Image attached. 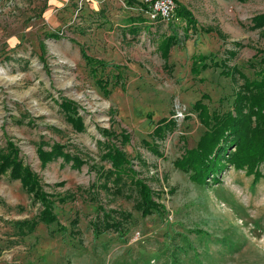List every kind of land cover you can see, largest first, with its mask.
<instances>
[{
    "label": "rangeland",
    "instance_id": "obj_1",
    "mask_svg": "<svg viewBox=\"0 0 264 264\" xmlns=\"http://www.w3.org/2000/svg\"><path fill=\"white\" fill-rule=\"evenodd\" d=\"M135 1L0 0V159L16 151L36 182L26 187L0 164V264H264V177L222 159L196 182L174 164L254 78L264 23L249 20L264 0H171L186 12L175 23L150 19ZM134 24L145 29L129 33ZM170 34L164 63L157 44ZM201 96L202 119L189 109ZM160 120L174 125L152 137ZM54 144L81 164L41 162L37 148ZM112 148L157 213L140 216L127 178L112 181L102 159ZM35 189L53 205L51 223L39 220ZM98 208L125 232L94 233Z\"/></svg>",
    "mask_w": 264,
    "mask_h": 264
},
{
    "label": "trees",
    "instance_id": "obj_2",
    "mask_svg": "<svg viewBox=\"0 0 264 264\" xmlns=\"http://www.w3.org/2000/svg\"><path fill=\"white\" fill-rule=\"evenodd\" d=\"M235 1L243 2L245 0ZM129 2L132 4H139V2L135 0H128V3ZM174 15L176 18L180 16L183 17L186 16V12L184 10L179 12L176 9ZM263 23L264 13L253 16L249 20V28H259ZM140 29H145V27H140V24H134V26L128 29V32L137 33ZM175 42V37L170 34L163 36L157 44L159 56L164 63L167 59L169 48L174 45ZM234 45L239 44L234 42ZM229 54L234 56L233 52ZM200 58L202 61L204 60V57ZM197 59H199V57ZM253 60L254 62H250L248 66L252 69L256 67L255 71H253L254 78L251 80H243L241 91L239 92L238 90L232 100L233 109L223 113L212 111L210 117H208L210 120L207 129L199 138L196 147L186 151L184 156L174 163L175 166L182 171H189L190 178L196 182H202V179H204L208 173L219 172L224 166L221 163L223 161L222 159L226 160L235 169L245 168L246 173L252 174L254 179L264 177V58L255 55ZM213 65L216 64L213 62ZM202 98H204V96H201L199 100H196L189 107L190 111L201 119L206 116V110L201 104ZM59 108L71 127L80 131L82 128L80 117L77 116V113L71 107L70 103L62 101L59 104ZM161 121L162 120H160V122ZM160 124H158V126L160 125L159 127L153 128L151 133L152 137L158 136L160 132L162 133L174 125L171 120H163ZM48 147L47 149L37 148L38 157L41 162L61 158L63 161H71L74 167L81 164L78 158L64 153L62 151V146L54 144ZM229 147L230 149H234L233 152L231 154H229V152L227 156L223 158V152ZM10 156L11 158L3 157L0 159V164L3 165L1 171L8 170L11 179H18L21 184L26 187L35 185L36 182L32 174L28 172L26 167L23 168L18 163L16 151L11 152ZM102 159L106 160L111 166L108 172L110 171V174L115 177L112 178L113 182L114 179L118 181V178H127L125 180H127L128 187L138 196L134 203V209L140 216H147L152 212L157 213L159 211V205L152 200L144 183L137 179L136 174L132 170L125 168L128 162L121 152L115 148L107 149V152L102 155ZM34 194V200L39 199L43 206L39 215L40 222L45 224L51 223L54 220L51 213V209H53L52 203L46 202L44 196L40 192H36V189ZM98 210L101 212L102 209L98 208ZM100 217L99 219L96 218L91 224L94 233L98 234L107 230L115 233L125 232V230L120 229L119 223L110 217L108 213L101 212Z\"/></svg>",
    "mask_w": 264,
    "mask_h": 264
},
{
    "label": "built area",
    "instance_id": "obj_3",
    "mask_svg": "<svg viewBox=\"0 0 264 264\" xmlns=\"http://www.w3.org/2000/svg\"><path fill=\"white\" fill-rule=\"evenodd\" d=\"M147 8L149 18L159 19L165 23H175L177 18L174 16V5L171 0H141Z\"/></svg>",
    "mask_w": 264,
    "mask_h": 264
}]
</instances>
